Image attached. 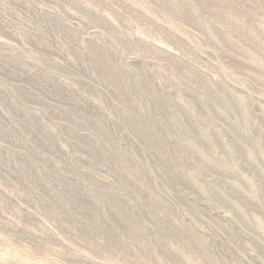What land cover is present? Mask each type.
Wrapping results in <instances>:
<instances>
[{
	"label": "rangeland",
	"instance_id": "obj_1",
	"mask_svg": "<svg viewBox=\"0 0 264 264\" xmlns=\"http://www.w3.org/2000/svg\"><path fill=\"white\" fill-rule=\"evenodd\" d=\"M0 264H264V0H0Z\"/></svg>",
	"mask_w": 264,
	"mask_h": 264
}]
</instances>
